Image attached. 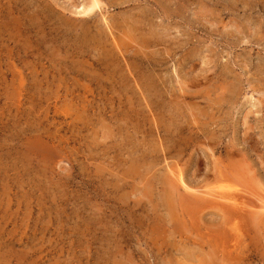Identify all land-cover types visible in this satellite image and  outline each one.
I'll list each match as a JSON object with an SVG mask.
<instances>
[{"label":"rangeland","instance_id":"374dc122","mask_svg":"<svg viewBox=\"0 0 264 264\" xmlns=\"http://www.w3.org/2000/svg\"><path fill=\"white\" fill-rule=\"evenodd\" d=\"M91 3L0 0V264H264V0Z\"/></svg>","mask_w":264,"mask_h":264},{"label":"bare ground","instance_id":"6f19581e","mask_svg":"<svg viewBox=\"0 0 264 264\" xmlns=\"http://www.w3.org/2000/svg\"><path fill=\"white\" fill-rule=\"evenodd\" d=\"M100 4H101L100 0H92L91 6L86 8L83 12L84 13H90L93 9L100 7ZM132 43H134L137 48L143 49V48H141L142 46L139 45V42L132 40ZM169 173H170L169 176H167L165 179L166 181L164 180L165 181V190L164 191H165L166 203H167L168 207L171 209V211H176L178 206L183 207V212L188 210L189 207H197V208L200 207L201 210H204L205 208H212V209L216 208L224 214L223 215L224 217H226L227 219H231V220H233V222H235L234 225H236L235 230L237 232L240 233L243 231V227L240 226V221L242 220V218H243L242 216L245 213V209H246L245 206H248V205H247V203L240 201L241 198H239L240 194L238 192H240L241 189L239 190L238 189L239 187H237V186L232 187L229 185H224L225 181L224 182L220 181L218 185H213V186L207 185L204 188L190 189L185 185L186 182H184L185 181L183 179L184 175L182 173H180L179 171L176 172L175 169L170 170ZM222 177L224 178V176H222ZM179 185H183L185 190L188 191V194H191L189 192V190H192L191 199H189L187 196L180 193ZM189 200L191 201V206H190ZM163 201H165V200H163ZM250 213L256 214L254 211H250ZM185 215H187V214H185ZM244 220H246V219H244ZM242 223L243 222H241V224ZM237 238H238V236H237ZM239 239H240V237H239ZM241 239H242V237H241ZM234 241H236V240H234ZM233 245H234V243H233ZM237 245H241L240 242ZM214 253L217 254L216 251H214Z\"/></svg>","mask_w":264,"mask_h":264}]
</instances>
